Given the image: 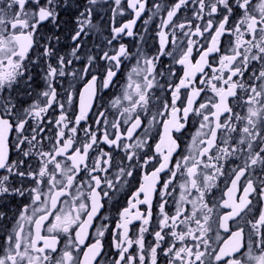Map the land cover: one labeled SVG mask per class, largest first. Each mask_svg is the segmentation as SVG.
Here are the masks:
<instances>
[{
  "label": "snow or ice",
  "instance_id": "1",
  "mask_svg": "<svg viewBox=\"0 0 264 264\" xmlns=\"http://www.w3.org/2000/svg\"><path fill=\"white\" fill-rule=\"evenodd\" d=\"M0 264H264V0H0Z\"/></svg>",
  "mask_w": 264,
  "mask_h": 264
},
{
  "label": "flooded vegetation",
  "instance_id": "2",
  "mask_svg": "<svg viewBox=\"0 0 264 264\" xmlns=\"http://www.w3.org/2000/svg\"><path fill=\"white\" fill-rule=\"evenodd\" d=\"M154 26L155 25H151L150 27H154ZM137 27L138 28L141 27L139 22H138ZM129 42L131 43V41H129ZM197 79H199V76L197 77ZM79 87H80V85H77V88H79ZM210 94L211 93H209V95ZM153 135H154V133H153ZM185 140H187V137H185ZM138 181H139V178L131 181V183L133 185H135L138 183ZM241 183H243V180L241 181ZM220 187L223 189L225 186L223 184H221ZM132 190H134V189H130L129 187L126 186L123 189V191L118 194L117 199L106 203L105 208L101 209L102 215L97 217V220L94 223V227H98L100 225V223H107V224L111 225L112 227H114L115 222L117 220V210L126 206V200L129 196L130 191H132ZM215 195H216V198L219 199V197H220V195H222V193L216 192ZM20 203H21V201L19 199L15 200V201L10 200L9 201V207L15 209V208L19 207ZM141 207L143 208V206H141ZM105 216L108 217L107 220L103 219V217H105ZM135 227H136V225L133 226L134 229H135ZM110 230H111V228H110ZM218 232H219L220 239L217 241V244L222 245L223 241L228 239L229 233L225 232L223 229H219ZM92 235L94 236V232L92 233ZM147 239L151 240V237H147ZM213 239H215V235L213 236Z\"/></svg>",
  "mask_w": 264,
  "mask_h": 264
}]
</instances>
